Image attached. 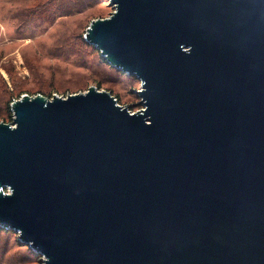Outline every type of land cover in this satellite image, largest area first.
Masks as SVG:
<instances>
[{"label":"water","instance_id":"water-1","mask_svg":"<svg viewBox=\"0 0 264 264\" xmlns=\"http://www.w3.org/2000/svg\"><path fill=\"white\" fill-rule=\"evenodd\" d=\"M85 41L140 83L21 95L0 228L41 264H264V0H110Z\"/></svg>","mask_w":264,"mask_h":264},{"label":"rangeland","instance_id":"rangeland-1","mask_svg":"<svg viewBox=\"0 0 264 264\" xmlns=\"http://www.w3.org/2000/svg\"><path fill=\"white\" fill-rule=\"evenodd\" d=\"M113 11L110 0H0V122H11L10 104L23 94L66 97L90 86L130 111L142 109L140 83L84 39L92 20ZM28 249L16 233H0V264H41Z\"/></svg>","mask_w":264,"mask_h":264},{"label":"trees","instance_id":"trees-1","mask_svg":"<svg viewBox=\"0 0 264 264\" xmlns=\"http://www.w3.org/2000/svg\"><path fill=\"white\" fill-rule=\"evenodd\" d=\"M90 47H92L91 45H89ZM93 48V47H92ZM99 53V52H98ZM102 58V57H101ZM102 60H104L103 58H102ZM104 62L106 63V61L104 60ZM108 64V63H107ZM110 92V91H109ZM111 93V92H110ZM112 94V93H111ZM113 95V94H112ZM115 98H116V101H117V103L118 104H120V102H119V100H118V97L116 96V95H113ZM9 111H10V107H9ZM10 118H11V115L9 116ZM10 120H12V119H10ZM8 231H11V230H6V229H4V228H0V233H2V234H7L8 233ZM13 232V231H12ZM19 241V240H18ZM24 246H26V245H24ZM28 250H30V249H28ZM31 253H33L32 251H31Z\"/></svg>","mask_w":264,"mask_h":264},{"label":"built area","instance_id":"built-area-1","mask_svg":"<svg viewBox=\"0 0 264 264\" xmlns=\"http://www.w3.org/2000/svg\"><path fill=\"white\" fill-rule=\"evenodd\" d=\"M54 95H55V94H54ZM129 112H130V113H135L136 111H135V112H133V111H130V110H129Z\"/></svg>","mask_w":264,"mask_h":264}]
</instances>
